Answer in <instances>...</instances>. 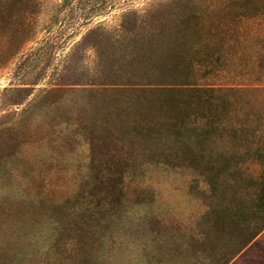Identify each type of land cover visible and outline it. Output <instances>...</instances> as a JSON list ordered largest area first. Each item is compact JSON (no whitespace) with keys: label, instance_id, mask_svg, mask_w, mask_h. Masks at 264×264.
I'll use <instances>...</instances> for the list:
<instances>
[{"label":"rangeland","instance_id":"374dc122","mask_svg":"<svg viewBox=\"0 0 264 264\" xmlns=\"http://www.w3.org/2000/svg\"><path fill=\"white\" fill-rule=\"evenodd\" d=\"M259 12L211 77L207 17ZM263 63L264 0H0V264H264L252 139L184 85Z\"/></svg>","mask_w":264,"mask_h":264},{"label":"trees","instance_id":"16d2710c","mask_svg":"<svg viewBox=\"0 0 264 264\" xmlns=\"http://www.w3.org/2000/svg\"><path fill=\"white\" fill-rule=\"evenodd\" d=\"M260 17L263 18L260 12L238 15L226 13L218 17L211 14L207 17V39L214 43L219 53L224 54V57L221 56L220 62H217L206 71L211 77H217V72L219 73L220 69L230 71L232 68L228 60H234L235 62L242 60L243 56L238 50L244 42L242 39L244 30L242 31L239 26L234 35V33H231L232 27L240 25L239 23H243L244 26L247 24L248 27L253 23V20H259ZM248 56L249 59L252 57L251 61L247 62L250 69L252 67L251 62L254 63L257 58L254 54ZM257 65L258 63H255V66ZM243 79L247 82L227 86L213 83L199 84L197 83L198 79L192 77L191 81L184 85L188 86L189 89H195L196 87L204 89L190 91L205 93L207 96L204 103L212 107L213 110L223 111L231 107L232 112L229 118H234L236 123L234 122L226 127L222 125V130L229 134L247 133L252 139V152L259 155L260 165L264 167V157L261 156L264 150V88L257 86L258 79L255 78L251 70L247 71ZM216 120L218 121V119ZM262 229H264V225Z\"/></svg>","mask_w":264,"mask_h":264}]
</instances>
